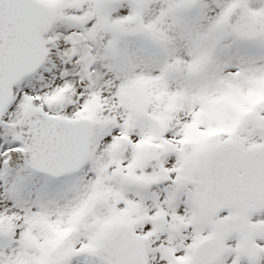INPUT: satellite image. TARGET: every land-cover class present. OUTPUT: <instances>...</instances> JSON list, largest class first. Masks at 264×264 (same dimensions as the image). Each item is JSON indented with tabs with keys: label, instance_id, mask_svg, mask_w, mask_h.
<instances>
[{
	"label": "snow or ice",
	"instance_id": "snow-or-ice-1",
	"mask_svg": "<svg viewBox=\"0 0 264 264\" xmlns=\"http://www.w3.org/2000/svg\"><path fill=\"white\" fill-rule=\"evenodd\" d=\"M0 264H264V0H0Z\"/></svg>",
	"mask_w": 264,
	"mask_h": 264
}]
</instances>
